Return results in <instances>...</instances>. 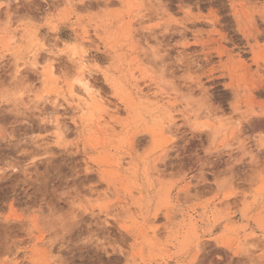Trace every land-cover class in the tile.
<instances>
[{"label": "rangeland", "instance_id": "rangeland-1", "mask_svg": "<svg viewBox=\"0 0 264 264\" xmlns=\"http://www.w3.org/2000/svg\"><path fill=\"white\" fill-rule=\"evenodd\" d=\"M0 264H264V0H0Z\"/></svg>", "mask_w": 264, "mask_h": 264}, {"label": "bare ground", "instance_id": "bare-ground-1", "mask_svg": "<svg viewBox=\"0 0 264 264\" xmlns=\"http://www.w3.org/2000/svg\"><path fill=\"white\" fill-rule=\"evenodd\" d=\"M38 42H39V41H38ZM88 62H89V61H88ZM80 65H81V67L85 68L86 65H87V60L83 58V59L80 61ZM81 83H83V85L86 86L85 88L88 89L87 85H86L84 82H81ZM87 93H89V92H87ZM89 95H90V94H89ZM90 96H91V95H90ZM80 97H81V96H80ZM87 100H88V99H87ZM79 103L82 104L81 107L86 108V109L89 111L90 106L88 107V104L85 103L84 98H82V97L79 98ZM81 104H80V105H81ZM81 109H82V108H81ZM83 110H84V109H83Z\"/></svg>", "mask_w": 264, "mask_h": 264}]
</instances>
